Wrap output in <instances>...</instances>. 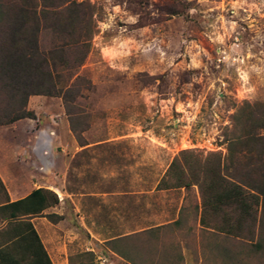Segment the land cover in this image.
<instances>
[{"label": "rangeland", "instance_id": "374dc122", "mask_svg": "<svg viewBox=\"0 0 264 264\" xmlns=\"http://www.w3.org/2000/svg\"><path fill=\"white\" fill-rule=\"evenodd\" d=\"M74 1L91 17L88 53L59 70L67 108L62 96H30L35 119L0 124V206L7 189L55 194L29 219L52 264H86L88 252L92 264H130L107 242L131 236L143 264H264L247 241L199 226L195 186L157 188L180 152L224 154L235 112L264 103V0Z\"/></svg>", "mask_w": 264, "mask_h": 264}, {"label": "trees", "instance_id": "16d2710c", "mask_svg": "<svg viewBox=\"0 0 264 264\" xmlns=\"http://www.w3.org/2000/svg\"><path fill=\"white\" fill-rule=\"evenodd\" d=\"M171 1L181 5L179 0ZM86 10L84 3L74 0H23V8L17 10L0 3V100H8L12 106L10 113L0 111V124L35 119L24 110L30 96H62L67 108L59 70L78 69L88 53L83 39L89 33L91 17ZM223 144L224 154L209 153L203 158L180 152L157 188L189 191L195 186L200 197V204L194 206L199 226L247 241V255L264 259V103L241 106L232 116ZM57 204L55 194L40 188L0 206V214L14 221L4 232L0 264H52L29 219ZM46 218L51 223L60 219L54 214ZM179 224L178 220L173 223ZM156 232L145 233L154 236ZM134 238L107 245L130 264H143L140 251H129ZM224 255L229 257L228 250ZM83 260L92 264V254L86 253Z\"/></svg>", "mask_w": 264, "mask_h": 264}, {"label": "crops", "instance_id": "0c3cea01", "mask_svg": "<svg viewBox=\"0 0 264 264\" xmlns=\"http://www.w3.org/2000/svg\"><path fill=\"white\" fill-rule=\"evenodd\" d=\"M0 183L5 184V182H0ZM21 194H22V192H21L20 189H17V190L7 189V196H8V199H9L8 203L15 202V201L23 199V196Z\"/></svg>", "mask_w": 264, "mask_h": 264}]
</instances>
